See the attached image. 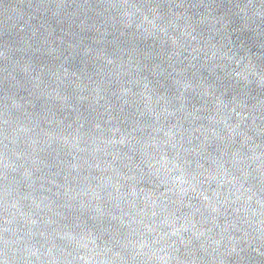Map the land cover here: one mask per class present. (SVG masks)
<instances>
[{"label": "water", "instance_id": "obj_1", "mask_svg": "<svg viewBox=\"0 0 264 264\" xmlns=\"http://www.w3.org/2000/svg\"><path fill=\"white\" fill-rule=\"evenodd\" d=\"M0 264H264V0H0Z\"/></svg>", "mask_w": 264, "mask_h": 264}]
</instances>
